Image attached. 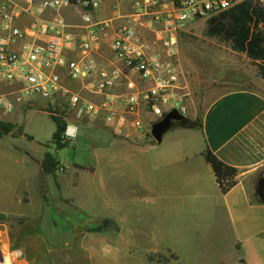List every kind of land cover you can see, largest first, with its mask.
<instances>
[{"label":"crops","instance_id":"crops-1","mask_svg":"<svg viewBox=\"0 0 264 264\" xmlns=\"http://www.w3.org/2000/svg\"><path fill=\"white\" fill-rule=\"evenodd\" d=\"M62 15L73 33H83L77 27L82 17L79 8L65 9ZM213 47L209 48V67L214 72L207 82L193 73L184 78L192 93L212 97L199 125L181 126L172 121L160 143L128 142L142 149L135 172L139 202L148 215L145 227L151 248L147 261L151 254H170L183 264L181 256L186 254L195 257L188 264H264V198L260 196L264 79L245 54ZM102 55L99 67L111 69L116 61L109 40ZM41 103L45 102L16 104L10 115L0 110V123L11 127L9 132H0V264H93L95 252L78 246L79 239L91 234H69L55 226L52 218L35 211L33 197L43 192L35 177L48 153L49 140L36 139L29 125ZM18 130L21 134L14 135ZM115 134L140 139L135 131ZM30 144L35 146L34 156ZM206 147L240 171L237 184L225 194L202 156ZM44 219L49 224L46 228L40 226ZM114 221L116 230L92 234L112 241L107 249L111 254L121 249L115 241L123 228ZM132 246L130 242L128 249Z\"/></svg>","mask_w":264,"mask_h":264},{"label":"built area","instance_id":"built-area-1","mask_svg":"<svg viewBox=\"0 0 264 264\" xmlns=\"http://www.w3.org/2000/svg\"><path fill=\"white\" fill-rule=\"evenodd\" d=\"M244 1L0 0V110L41 100L55 111L63 100L117 134L145 137L166 114L187 112L179 32ZM69 8L80 9L83 33L62 15ZM108 40L111 69L98 61ZM77 138L78 126L67 123L63 141Z\"/></svg>","mask_w":264,"mask_h":264},{"label":"rangeland","instance_id":"rangeland-1","mask_svg":"<svg viewBox=\"0 0 264 264\" xmlns=\"http://www.w3.org/2000/svg\"><path fill=\"white\" fill-rule=\"evenodd\" d=\"M205 30L206 20L188 24L179 32L177 46L178 64L184 76L193 73L201 82H207L214 72L209 67V48L215 46L213 50L216 51L230 48L227 43L207 37ZM150 40L154 38L150 37ZM155 49L160 50V47L155 46ZM182 81L185 86L184 79ZM181 92L184 95L188 126L197 127L203 109L212 97L192 93L186 86ZM38 107L39 111L35 113L36 117L30 123L29 130L36 139L49 140L45 146L58 165L51 173H45L43 168L37 170L40 173L35 177L36 186L42 188L43 192L33 197L35 211H39L43 218H52L55 226L66 229L69 234H91L79 239L78 246L83 244L86 250L95 252L93 264H150L146 259L151 248L145 227L148 215L139 202L140 190L135 172L138 154L142 149L128 142L144 145L150 140L155 141L151 128H146L145 137L134 140L116 135L102 119L87 117L79 113L77 108L66 105L63 100L55 111L46 102ZM55 116L59 117L63 125L73 123L78 126V138L61 142L66 145L64 149H60L59 144L53 140V134H61L63 131V125L58 127L53 122ZM21 132L18 130L14 135ZM122 137L126 139H115ZM30 148L35 149V146L30 144ZM34 151L29 152L36 155V149ZM24 200L27 201L26 195ZM103 219L116 220L123 227L115 241L121 249L115 254L107 250L112 245L107 236H92L100 233L97 229L101 227ZM47 222L42 220L40 226L46 228L49 226ZM130 242L133 245L131 250L128 249ZM149 256L153 258L151 264H178L174 255ZM181 258L183 264H188L195 257L184 254Z\"/></svg>","mask_w":264,"mask_h":264},{"label":"trees","instance_id":"trees-1","mask_svg":"<svg viewBox=\"0 0 264 264\" xmlns=\"http://www.w3.org/2000/svg\"><path fill=\"white\" fill-rule=\"evenodd\" d=\"M205 33L209 38H216L227 43L232 51L245 54L258 68V77L264 79V2L245 0L235 7L209 18L206 20ZM53 118L58 127L63 125V122L58 119L59 117ZM186 121L187 123L183 121L177 123L181 126H188L187 118ZM65 125L66 123L63 125L61 134L53 135V140L55 144H59L60 149L66 148V145L61 143L64 142L62 136ZM3 130L9 132L11 127L1 122L0 132ZM202 156L212 168L220 191L223 194L229 192L239 180V169L221 161L208 147L203 151ZM57 165L52 154L48 152L42 164L43 171L51 173ZM97 232H103L102 226L97 229ZM148 261L152 262L153 258L149 256Z\"/></svg>","mask_w":264,"mask_h":264},{"label":"water","instance_id":"water-1","mask_svg":"<svg viewBox=\"0 0 264 264\" xmlns=\"http://www.w3.org/2000/svg\"><path fill=\"white\" fill-rule=\"evenodd\" d=\"M172 121H183L187 123L186 117L179 114L177 111H172L166 114L160 121L156 122L152 126L151 135L155 141L159 143L162 141V135L169 129ZM260 196L264 198V184L261 185ZM101 225L103 231H112L117 229V225L112 219H103Z\"/></svg>","mask_w":264,"mask_h":264},{"label":"flooded vegetation","instance_id":"flooded-vegetation-1","mask_svg":"<svg viewBox=\"0 0 264 264\" xmlns=\"http://www.w3.org/2000/svg\"><path fill=\"white\" fill-rule=\"evenodd\" d=\"M262 184H264V178H262L261 180H260V190H261V185Z\"/></svg>","mask_w":264,"mask_h":264}]
</instances>
